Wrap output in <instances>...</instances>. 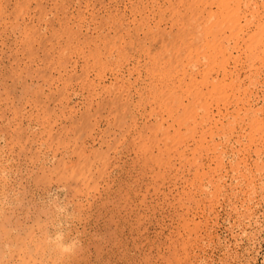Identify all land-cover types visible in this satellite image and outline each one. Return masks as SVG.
Segmentation results:
<instances>
[{
    "label": "rangeland",
    "instance_id": "1",
    "mask_svg": "<svg viewBox=\"0 0 264 264\" xmlns=\"http://www.w3.org/2000/svg\"><path fill=\"white\" fill-rule=\"evenodd\" d=\"M201 1L203 0H0V147H5L2 149L6 154L2 153L9 161V168L13 167L14 171L8 180L12 185L18 183L8 187L12 192H6L10 198L13 197L11 199H17L14 200L16 203L23 202L22 209L26 208L23 209L24 212L27 209L33 212L36 208H33L32 204L48 202L46 197L42 198V184L38 185L39 189L36 190L35 186L29 187L26 180L27 173L31 174V169L33 176L42 173L41 170H38L37 174L35 172L38 165L33 166L32 161L38 162L33 153L42 150V156L48 151L49 144L53 149L56 145L60 152L65 148L72 150L75 145L78 148L76 153L85 149V155L93 162L90 161V166H87L89 173L86 172V176L90 174V178L82 179L87 183L82 181L83 184H79V178L75 182L69 178L68 182H63L65 178L60 176L58 179L54 177L50 184L48 182V185L55 189L51 190L55 201L61 202L63 206H66L65 200L76 201V206L72 205L74 202L67 205L69 212L75 211V214H67L64 218L66 223L63 225L67 228L66 231L73 229L68 232L75 240L79 237L81 241H75L79 246H89L85 247L86 254L83 255H86V259L85 263L81 260L82 264H264V167L260 170L262 175L254 169L257 163L255 160H258L253 144L247 152L243 150V142L238 143L233 138L228 149L223 147L225 152L221 162L219 158L216 160L212 150L214 142H209V148L204 145V150L200 153L198 142L190 137V134H193L191 132L189 136L182 138L183 142L177 150L168 154L165 151L160 153L164 146L162 140H159L160 136H156V125L161 121L165 128L172 120L166 121L165 113L164 120L155 116V112L151 111L157 107L155 104H147L145 109L141 108L143 101L136 96L138 99L133 98L132 103L139 101L140 105L136 104L140 107L137 108L139 114L136 109L132 116L123 115L115 109L114 113L112 106H109L112 109L110 110L107 105L98 108L96 104L100 100L106 101L117 96L118 103L123 104L126 101V95H116L112 86L114 80H117L116 86L121 84L115 77V70L120 63L104 60L99 62L94 58L99 51L104 52V43H121L125 46L124 55L127 52L130 55L135 54L137 48L139 51L143 50L146 55L142 56L140 64L148 63L154 74H157L150 61L156 50L154 39L162 32L175 35L180 26V16L183 18L184 15H192L195 5L199 6ZM255 1L259 11L264 13V0ZM212 9L216 10V6L213 5ZM254 23L249 25L248 35L264 36V32L256 27L255 21ZM154 25L158 26V30ZM143 37V43L136 47L137 40ZM180 47L178 41H170L167 45L171 62L167 79L170 83L176 82L178 76L180 64L176 60L180 57ZM233 55L235 59L238 53L234 52ZM241 57L239 63H245V57ZM231 60L229 68L233 67V64L240 67V64L234 63H238L236 59L234 62ZM256 64H259V60ZM122 66H126L125 70L132 67L133 63L128 60L122 63ZM134 77L137 78L136 72L131 81ZM185 77L188 81V76ZM260 77L263 79L259 78V81L264 82V71ZM245 78L242 77L243 80ZM197 79L199 80L198 76ZM246 79L242 86L249 87L246 86L244 91L251 89L253 95H262L259 100H256L258 95H252L250 100L253 99L251 104L254 106L250 104L252 107L249 108L246 103L247 110L256 106L264 112V83H261L262 86L258 85V88L251 87L250 79ZM88 84L91 86L87 87ZM92 88L95 91H91ZM242 92L241 95L245 93ZM89 99L92 100V106ZM206 104L212 113L211 118L203 123L204 129L210 126L213 128L214 120L218 119L226 124V119L221 118L216 109L217 106L223 108L222 98H207ZM141 113L143 115H140ZM80 118L83 124L78 123ZM71 122L80 126L76 128L78 131L73 130L75 137L80 139H72L73 132L66 135L69 136L73 148L62 141L60 144L64 136L62 132V136L58 135L60 130L64 133L69 127L73 128ZM200 128L194 132L200 135ZM38 129H45V134L40 130L42 134L39 133ZM50 129L53 136L48 140L47 149L42 147L39 150L41 140L36 143L33 141L38 139V134L43 135L44 139L47 136L46 130ZM170 130L172 131V127ZM181 132L183 133L184 129ZM14 134H21L23 141L12 138ZM196 134L193 137L195 139L198 138ZM139 135H142L141 138ZM150 135L155 142L149 141ZM53 138H56L55 141ZM142 138H145L144 142L148 141L145 142L146 145H151L148 153L143 150L145 144ZM214 139L218 142V138ZM209 140L207 136L205 141ZM261 151L259 156L264 161V146H261ZM76 153L71 154L70 157H73L70 159L59 153L55 161L58 159L61 162L63 159L62 162H70L76 157V161L72 162H77L79 156ZM161 154H165L163 158H160ZM10 161L14 166L10 167ZM248 173L252 175L250 179ZM69 181L72 187L68 189ZM46 183L43 186L47 185ZM64 183L67 185L64 191L69 192L64 193L68 197L56 191L57 186ZM78 186L80 192L74 194L72 188ZM31 190L39 195L35 202ZM27 193L31 194L30 197L34 196L31 197L32 200ZM77 201L81 203L80 206H77ZM16 206L19 207L15 204L11 208L12 211L10 205H5L7 208L4 212L10 209L5 214L12 215L13 212L21 211ZM42 221L44 223L43 219ZM75 230L77 235L74 234ZM174 259L176 261H173Z\"/></svg>",
    "mask_w": 264,
    "mask_h": 264
},
{
    "label": "bare ground",
    "instance_id": "2",
    "mask_svg": "<svg viewBox=\"0 0 264 264\" xmlns=\"http://www.w3.org/2000/svg\"><path fill=\"white\" fill-rule=\"evenodd\" d=\"M213 5L216 6V10L212 9ZM194 9H195V11L194 12L192 11L193 12L192 15L191 14L184 15L183 18L180 16V18H179V21H180L179 25L180 26L178 28V32L175 35H173V34L171 35L170 33L162 32V34L158 38L154 39L153 45L156 46L155 47L156 50H155V53L153 54L152 59L150 61H151V64L154 67V70L157 74H154L153 70L149 67L148 63L144 62V64H140V59L145 54L143 52V50L139 51V48H137V49H135V54L130 55L127 52V54H126L127 56H126V55H124L125 52H123L125 49V46H122L121 43H119L117 45L113 44V43L111 45L109 43H107L109 45H105V43H104V46H105L104 52L102 53V51H99L98 54H96V56L94 58H96V60L99 62L104 60L106 62L116 61V62L120 63V65L117 66V68L115 70V77H116V79L120 80L121 84L116 86L115 83H117V80H114V82L112 83V86H113V92L116 91L115 92L116 95H119V96L126 95V101L123 104L118 103V100H117L118 96H117L115 98H111V99H108L106 101L100 100L98 103H96L97 107L98 108H100V107L104 108V105L105 106L107 105V107L112 106L113 110L110 107L108 109H110L112 111H114V109H115L116 111H118L119 113H122L123 115L127 114L129 116H132V114H134L135 110L139 107L137 105H140L139 101H136L138 104L132 103L133 98H135L137 96L138 98H140L143 101V103L140 105L141 108L144 107V109H145L147 107V104L153 103L157 106V107H154V109H151V111L155 112V114H156L155 116H160L161 117L160 119H163V113H165L167 115V118L165 120L166 121H168V119L172 120V122L170 121L171 123L167 127L165 126V128L163 127L161 121L158 122V124L156 125V131H157L156 136H158V135L160 136L159 140H162L163 146H164V148H163L164 150L160 151V153H164V151H165V153L168 154L169 152H172L173 150H177L178 146L180 144H182V142H183L182 138L187 136V135L189 136V134L191 132H193V134L191 133L192 135L190 134V137L192 136L191 138L198 142V145H199L198 151L201 153L204 150V145H205V147L209 148V142L213 141L214 144H213L212 150H213L214 154L216 155L215 157H217L216 160L219 158V160L222 162V158L224 156L223 153L225 152L223 147H227V149H228V147L231 145V144L229 145V143L231 142V140L233 138H235L236 142H238V143L243 142L242 147H243L244 151L248 152L251 145L252 144L254 145V147H255L254 153L257 155V160H258V161L255 160V163L256 162L257 163L255 164L256 166L254 169L258 173L264 167V163H263L264 161L259 156L262 153V151L260 152V148H261V146H264V112H263V110H260L256 106H255L256 108L254 107L253 109H249L251 105L254 106L253 104H251L253 102V99L250 100V98H252V95H253L251 93L252 90L250 89L251 91L247 90L248 92H246L244 90L247 88L246 86H248V85H245L246 88L243 87L242 85H244V80L246 78L250 79L251 87H254V86L257 87L258 85L262 86V84L264 83V82H260L261 80L259 81V78L263 77V75H262V77H260V76L264 71V36L260 35V36L256 37L254 34L248 35L249 25L250 24L254 25L255 24L254 21L256 22V27L261 32H264V13L259 11L257 1H255V0H203V1H201V4L199 6L196 4ZM154 27L156 28V30H158L157 25H154ZM189 27L191 29H189ZM255 30H257V29H255ZM190 33H192V34H190ZM144 39H145V37L139 38V40H137V42H136L137 45L135 44V46L139 47L138 46L139 43L142 44ZM170 41H178L180 46H181L179 49L180 50V57L178 60H176V62L178 64H180L179 65L180 66L179 72H177L178 76L176 78V82H171V83L167 79V72H168V69H169L170 63H171L170 62V54L167 53V45ZM130 44L132 45V42H130ZM182 44L184 46H182ZM104 46H103V48H104ZM128 46H127V48H128ZM234 52L238 53L237 57L235 58L237 61L238 60L241 61V59H242L241 56L243 55L245 57L244 62L245 61L246 62L245 63H239V61H238V63H237L234 59V57H235V55H233ZM145 55H144V57H145ZM128 60L133 63V66L130 68H126L124 70V68L126 66L125 67L122 66V63L124 64V62H126ZM152 60H153V63H152ZM229 60H231L233 62L235 61L234 63H236V64H240V67L233 64V67L229 68L228 67L229 62H230ZM255 60L256 61L259 60L258 65L256 64ZM231 63H230V65H231ZM134 72L137 73V78L134 77L133 80L131 81V79L134 75ZM186 75L188 76V81H186V77H185ZM197 76L199 77V80L197 79ZM242 77H244V78L246 77V78L243 80ZM248 79H246V80H248ZM250 82H248V83H250ZM90 86H91L90 84L87 85V87H90ZM240 88H241V91H240ZM258 90H255V91L258 92ZM262 90H263V88H262ZM91 91H95V89L92 88ZM242 91L245 92L243 95H241V93H240ZM254 95L257 96L258 94L255 93ZM254 95H253V97H254ZM263 95H264V93H263ZM217 96H220L223 100V108H220L219 106H217V108H216L217 113L219 115H221V118L226 119V124H224L221 121V119H218V120L213 119L214 120L213 128H212V126H210V127H208V129H204L203 123L206 122L207 119L211 118L210 113H212L211 110L209 111L207 108L206 99L207 98H216ZM240 96H242V97H240ZM259 96L262 97V95L260 94L257 96L258 99H256V98L255 99L259 100ZM137 97H136V99H138ZM89 101H90V99H89ZM91 102H92V100L90 101V105L92 106ZM254 102H256V101L254 100ZM246 103H248L247 107H249L248 108L249 110H247V107L245 106ZM244 107L246 109H243ZM263 107H264V104H263ZM197 108H198V111H196ZM261 108H262V106H261ZM200 109H202L201 112L199 111ZM255 109H258V110L254 111ZM242 110H244V111H242ZM94 111H97V110H94ZM136 111H138V109ZM114 113H115V111H114ZM137 114H139V111ZM86 115H88V112L86 113ZM140 115H143V113H141ZM90 116H92V114H90ZM133 116L135 117V115H133ZM81 119L82 118H80V120L78 119V121H79L78 123H80V124L82 123ZM219 121H220V127H218ZM31 122H33V121H31ZM74 123H76V122H71V124H70L73 126V128L69 127V130L67 129V131H65L63 129L65 131L64 133L62 130H60L58 135L62 136L60 134L62 132V134L64 136V137H62V139L60 138L61 139L59 142L60 144H62L61 141L63 143H65V145L70 144V142H69L70 140L68 139L69 136L67 137L66 135L69 134V132L71 133V132H73V130H77L80 127L79 124L76 123V125H74ZM214 126H215V128H214ZM32 127L35 128L34 126H32ZM170 127H172V131L170 130ZM5 128H6V126H5ZM197 128H200L199 130H201L200 135L198 133L196 134L194 132V131H196ZM182 129H184L183 133L181 132ZM39 130L41 132L43 131L42 133L45 134L44 133L45 129H42V130L38 129V132H39ZM51 130L52 129L46 130V135L48 136V138H47V136H45V138L43 139L44 136L43 135L40 136L42 134L41 132H39L41 134H38L39 135L38 139L35 137L37 140L35 139V141H33L34 143L41 140L39 142V146H38L39 150L42 147L47 149L46 146L49 144L48 140L51 139L50 137L53 136V135H51ZM25 131H27V130H25ZM0 132H1V130H0ZM23 133H24V131H23ZM23 133H22V135H23ZM27 133H28V131H27ZM32 133H34V132H32ZM73 134H74V136H72V139L73 138L80 139L79 137H75V135H76L75 132H73ZM194 134L198 135V138L197 137H196V139L193 138ZM22 135L21 134L20 135L14 134L13 136L12 135L11 136H12V138L14 137V139L16 141H18L19 139L20 140L23 139ZM32 135L35 136V134H32ZM141 136L142 135H139L140 138H141ZM152 136H153V134H152ZM207 136H209V138H210L209 141H205ZM54 137H55V134H54ZM134 138H136V137H134ZM214 138H218V142H216V140ZM55 139L56 138H53L54 141H55ZM144 139L145 138H142L143 143L145 144V147L143 150L148 153L151 149V147H150L151 145H149V144L146 145L147 143H145V142H148V141L144 142ZM150 139H151V135H150ZM153 139H151L149 141L153 142L154 141ZM181 139H182V141H180ZM10 140L12 141V139H10ZM10 140H9V142H10ZM7 141H8V139H7ZM21 141H23V140H21ZM156 141H157V139H156ZM75 143H74V145H75ZM17 144H18V142H17ZM71 144H72V142H71ZM71 144H70V146L72 147ZM49 145L50 146H47L49 153H47L48 151H46V150H45L46 153L43 154L42 156H40L41 155L40 153L42 150L37 152V153H33L35 155V156L33 155V157H35L36 162H38L40 164L35 163L33 161H32L33 164L32 163L31 164L33 166L35 164V167H36V164L38 165V167H36L37 170L35 172L37 174V171L41 170L40 172H42L41 173L42 176H41V174L39 176L36 175L35 172H34V174L36 176L31 175V174H33L32 173L33 171L30 168L31 174L27 173V179L25 177V179L27 180V183L29 184V187L31 186V188H32V186H35L36 190H38L39 189L38 185L40 186L42 184L43 189L42 190L40 189V191H42L41 194H43L42 198L46 197L47 199L46 198L45 199L48 201L47 203L42 202L43 204H39V203L32 204V207L36 208L35 210H33V212H31L28 209L24 212L23 209L25 207L22 209L23 202L16 203L15 201L17 199H11V198H13L12 196L10 198L8 192H12V191H9L11 188L9 189L8 187H12L14 185L16 186L18 183L15 182L16 178H14L15 181H13V182H15V183L13 185L11 184L12 182H10L8 180V179H10L8 177H11L14 174V171L12 170L13 167L9 168V165H8L9 161H8L7 157H4V155H3V153H4L3 149L5 147L4 148L0 147V153H1L0 154V264H82L81 260L84 261V259H86V255L84 256L83 254H86V248L85 247L88 248L89 246H87V245L85 247L82 246L83 248L81 246H79V244L77 242H75L79 239V237L77 238V240L73 239V237H71L72 235L69 233L71 230L68 229L69 232L66 231L67 228L65 227L66 228L65 229L64 225H63L66 223L64 218L67 214H70V215L75 214V211H73V210H72L73 212H71V213L69 212L70 208H67V205H71V202L72 203L74 202L72 205L75 204V206H76V201L75 200L73 201L69 198L71 200V202H68L67 200H65L67 202L66 206H63L61 204V202L55 201V199L52 197V192H51V190L55 191V189H53L50 185H48V182L50 184L51 180L54 179V177L57 178L58 176H60L62 178H65L63 182H65V180L68 182V180H67L68 178L70 181L75 182L79 178L78 181L81 180L79 182V184L81 183V185H82L83 184L82 179L88 180L90 178L89 177L90 174L88 176H86L87 175L86 172L89 173L87 166L90 164V161L92 162V159L90 157H88V155H85V152H84V151H86L85 149H83L84 151L81 149V152L79 150V152L76 153V151L78 149V148H76V145L74 146L75 148L72 147L73 148L72 150H71V148L69 149V148L64 147L65 149H63V151H61V152L58 151V148L55 147L56 145L55 146L53 145L55 149H53L51 144H49ZM140 145H142V144H140ZM1 146H3V145H1ZM63 146H64V144H63ZM9 147H7V148H9ZM34 148H36V147H34ZM141 148H142V146H141ZM231 148H233V147H231ZM14 149H15V147H14ZM11 151H13V150H11ZM59 153L61 154V156H63V157L67 156L69 159L73 157V156L70 157L71 154L76 153L79 156V158L77 156V158H78L77 162H72L73 159H71L70 162L69 161L68 162H66V161L62 162L63 159L61 162H59L57 159V162H56L55 159ZM4 154H6V153H4ZM164 155L165 154H163V155L161 154L160 156H162V157H160V158H163ZM68 158H66V159H68ZM75 158H74V160L76 161ZM157 158H159V157H157ZM153 159H155V158H153ZM93 160L95 161V159H93ZM155 160H157V159H155ZM158 160H160V159H158ZM164 160H166V158L163 159V161ZM105 161H107V159ZM105 161H104V163H105ZM11 165H12V162L10 164V167H11ZM159 165H161V164H159ZM163 165H165V163ZM163 165H161V166H163ZM12 166H14V165H12ZM91 166H93V165H91ZM16 168H15V171H16ZM33 169L35 170V168H33ZM26 170H28V169H26ZM40 172H38V173H40ZM92 172H93V170H92ZM251 174H253V172ZM258 174H255V175H258ZM260 174L262 175L261 172H260ZM248 175H249V173H248ZM250 175L248 176L249 179H250ZM15 176L17 177V175H15ZM28 179H30L31 182ZM251 179H253V178H251ZM18 180H17V182H18ZM60 180H59V182H60ZM63 182H61V183H63ZM83 182L87 183V181H83ZM250 182H251V180H250ZM1 183H3V184H1ZM45 183L47 185L43 186V184H45ZM19 185H20V182H19ZM21 185H23V184H21ZM61 185H63V186L61 187ZM61 185L57 186L56 191L61 192V193L68 192V191H64V190H66V186H67L66 183L61 184ZM74 185L77 186L76 184H74ZM68 187L69 188L72 187L71 182L68 183L67 188ZM79 187L80 186H78V188H75L76 191H75L74 187L72 188L74 194L75 193L77 194V192H80L78 190ZM6 190L8 192H6ZM33 190H35V189H33ZM84 190H85V188H84ZM23 191H25V190L23 189ZM30 192L32 195L35 196V200H34V202H35L38 199L39 195L34 194L33 193L34 191L32 192V190ZM87 194L88 193L86 191V195ZM30 195L28 194L29 197H30ZM64 195H66V193H64ZM15 196H16V194H15ZM34 196H31V197H34ZM66 196L68 197V195H66ZM71 196L69 195V197H71ZM17 197L20 200H22V198H20L19 195ZM55 198H56V195H55ZM30 200H32V198ZM14 202H15V204H17L19 206V207L16 206L18 208V210H21V211H16L15 213L13 212L14 214L11 213L12 215H9L10 213L6 215L5 212H8L11 208H13L15 206ZM34 202H32V203H34ZM5 205H7V206L10 205L11 207H9L10 208L9 210L7 209V211L5 210V212H4V209L7 208V207H5ZM80 205H81V203L79 204V202H78L77 206H80ZM16 207H15V209H16ZM77 209L79 210V208H77ZM11 210L13 211V209H11ZM78 210L76 212H78ZM12 211H10V212H12ZM28 211H30V212H28ZM42 219L44 220V223H43ZM68 222H67V224H69ZM106 227L108 228L109 225L108 226L106 225ZM72 231H73V229H72ZM110 231H111V229H110ZM110 231H109V233H110ZM76 233H77V231L74 234H76ZM112 236H114V235H112ZM115 237H116V235H115ZM127 240H129V239H127ZM84 243H85V241H84ZM182 245H183V242H182ZM136 246L134 249H136ZM148 247H149V245H148ZM93 249H95V248H93ZM108 249H110V248H108ZM173 252H174V250H173ZM179 253H182V252H179ZM80 255H82V256H80ZM87 255H88V253H87ZM116 256H118V255L116 254ZM172 256H174V255H172ZM184 256H182V257H184ZM168 259H169V257H168ZM132 261H134V259H132ZM173 261H176V260L174 259ZM108 262H109V260H108ZM84 263H85V261H84ZM139 263L141 264V262H139ZM170 263H171V260H170ZM179 264H180V262H179Z\"/></svg>",
    "mask_w": 264,
    "mask_h": 264
}]
</instances>
